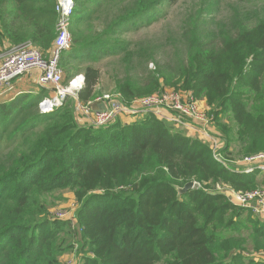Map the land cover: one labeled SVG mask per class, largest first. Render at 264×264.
Segmentation results:
<instances>
[{
	"label": "trees",
	"instance_id": "16d2710c",
	"mask_svg": "<svg viewBox=\"0 0 264 264\" xmlns=\"http://www.w3.org/2000/svg\"><path fill=\"white\" fill-rule=\"evenodd\" d=\"M75 1L73 47L60 65L68 76L84 73L78 97L88 102L101 79L93 63L103 56L118 51L149 61L117 39L126 26L140 20L150 26L162 8L182 0ZM235 1L241 9L236 5L229 22L218 23L217 34L205 32L212 1H203L181 26L179 66H158L145 85L128 78L118 92L125 103L167 88L205 99L225 154L234 145L241 158L264 152V0ZM255 4L261 13L245 11ZM56 5L0 0V46L31 45L47 55L57 37ZM96 22L106 29L96 33ZM44 97L41 89L0 99V264H60L71 237L85 264H264L260 219L222 193L199 189L179 199L175 189L212 181L249 191L264 187L263 175L224 168L207 145L151 115L93 129L76 123L72 100L41 114ZM227 114L235 133L221 123ZM65 190L78 210L67 222L52 221L44 198Z\"/></svg>",
	"mask_w": 264,
	"mask_h": 264
},
{
	"label": "built area",
	"instance_id": "2783aa9c",
	"mask_svg": "<svg viewBox=\"0 0 264 264\" xmlns=\"http://www.w3.org/2000/svg\"><path fill=\"white\" fill-rule=\"evenodd\" d=\"M75 11V0H57V37L47 55L31 45H23L0 56V96L11 93L18 82L36 74L37 87L50 92L39 103L41 114H49L72 100L75 117L83 122L84 127L93 129L108 127L124 117L140 120L151 115L185 131L187 137L207 145L213 159L224 168L243 175L264 176V152L233 161L226 158L225 142L212 129L214 117L209 116L210 109L203 110L191 92L164 90L131 103H125L122 98L111 95L88 102L80 101L78 94L84 88L85 77L77 75L64 87V73L60 65L63 55L73 47L72 21ZM197 185L201 187L195 183ZM201 188L197 187L198 190ZM229 189L225 194L233 205L251 210L253 216L264 215V187L249 191Z\"/></svg>",
	"mask_w": 264,
	"mask_h": 264
},
{
	"label": "rangeland",
	"instance_id": "374dc122",
	"mask_svg": "<svg viewBox=\"0 0 264 264\" xmlns=\"http://www.w3.org/2000/svg\"><path fill=\"white\" fill-rule=\"evenodd\" d=\"M203 1L205 0H182L175 6H168L162 8L163 11L160 14L159 18L153 23H151L150 26H146L144 22L142 23L141 20L137 23L135 22L133 26H126L127 30L123 34L119 35L117 39H121L124 42L130 43L128 49L130 52L138 53L140 50L146 52L149 61L146 62V59H144L143 61L137 57L133 58V60L130 61L123 52L115 54L118 51L103 56L97 63H93V65L101 71L100 84L95 90L96 94L94 98L96 99L99 97H103L104 95L117 96L121 98V94L118 92L119 82H125V80L130 78L132 81L140 85H145L150 73L155 72L158 66L161 67V71H164L165 66L172 67V71L177 66H179L178 62L179 59L180 61H182V54L184 50V41L182 39L184 29L182 30L181 26L188 15H191V13L197 11L199 7L201 8L203 6ZM211 1L212 10L208 11L206 13L207 15H205L207 17V21L204 26V29L207 33L217 34V31L223 27H220L218 23L227 24L232 17L233 8H235L236 5L237 7L239 6L235 0ZM239 8L241 9V7ZM248 8L249 10H243L261 13V9L263 7H260L259 4H255L251 5L250 7H247V9ZM95 25L97 26V29L95 31L96 33L106 29L102 23L96 22ZM6 53L7 52L4 53L3 50H0V55L3 54L1 56L6 55ZM126 59L128 60L129 64L126 62ZM74 64L75 62H71V65L74 66ZM73 73L74 71H69L68 76L67 71L64 70V87H67L70 80L77 76H73ZM82 74L84 73L82 72ZM172 89L173 88H167L165 90ZM29 90L31 95H35L39 93L40 89L36 86H33L32 88H29ZM162 91H164V89L159 90L156 93L159 94ZM48 93L50 92L46 91L47 96ZM6 95H8V93ZM198 101L200 102V105L203 110L210 107L206 103L205 99L199 98ZM72 105L74 110L73 102ZM211 115L212 113L210 110L209 116ZM75 118L76 117H74V119ZM122 119L123 122L127 124L130 122H134L132 118L124 117ZM220 119L222 124L229 125L231 131H234L233 133L237 131V128L235 127V124L230 115H222L220 116ZM217 125L218 121H215V118H213L212 129L224 141L223 134L218 130ZM174 129L176 130V128ZM235 151H237V148L233 145L231 150L225 154L226 158L230 161L236 160L238 157H235L233 155ZM191 182L198 183L202 187L201 188L197 185L194 187V190H198V187L201 189H205L208 193H222L225 196V193L230 191L229 188H232L229 184H224L222 182ZM176 187L182 189L185 186ZM182 196H180V198ZM44 203L45 207L47 208V216L51 218L52 221L60 222H67L69 221V219H73L75 212L78 210L79 207L78 203L75 200L74 194L67 190L54 192L46 196L44 198ZM253 217L259 218L257 216ZM68 237L69 236H66L64 237V239H67ZM65 245L71 246L72 248L68 251L66 250L65 255H63L59 259L60 264H85V261L83 260L82 256L78 254L79 247L77 243H75V238H68L65 241ZM261 255L264 256V254Z\"/></svg>",
	"mask_w": 264,
	"mask_h": 264
},
{
	"label": "crops",
	"instance_id": "0c3cea01",
	"mask_svg": "<svg viewBox=\"0 0 264 264\" xmlns=\"http://www.w3.org/2000/svg\"><path fill=\"white\" fill-rule=\"evenodd\" d=\"M8 49H9V45L8 44H6V43H4L2 46H0V50H3L4 51V53L5 52H8ZM1 55H3V54H1ZM0 55V56H1ZM77 75H83L82 73H80V74H77ZM36 74H34V75H32L31 77H27V78H25V79H22V81L21 82H18L17 84H16V86H15V88H14V90L10 93V94H8V95H2V96H0V99H2V98H5V97H7V98H10V97H13V96H15V95H17V94H19V93H30V90H29V88H32L33 86H36L37 87V85H36V83H35V80H36ZM84 76V75H83ZM29 91V92H28ZM96 94V93H95ZM50 95V93H48V96ZM95 96V95H94ZM94 96H93V98L92 99H94ZM91 99V100H92ZM134 120V122L136 121L135 119H133ZM75 121H76V123L79 125V126H82L83 127V122L80 120V119H78L77 117L75 118ZM121 121H123V119L121 118ZM131 123V122H130ZM130 123H128V124H130ZM133 123V122H132ZM183 131V130H182ZM185 134H186V132L185 131H183ZM196 136H200V135H198V134H195ZM246 211H249L250 213H251V215H252V212H251V210H249V209H245ZM258 219H260L263 223H264V215L263 216H261V217H259Z\"/></svg>",
	"mask_w": 264,
	"mask_h": 264
},
{
	"label": "water",
	"instance_id": "95a60500",
	"mask_svg": "<svg viewBox=\"0 0 264 264\" xmlns=\"http://www.w3.org/2000/svg\"><path fill=\"white\" fill-rule=\"evenodd\" d=\"M194 187H195V183L193 182H189L185 185L184 188L180 189L178 187H175V189L177 190L178 192V198H180V196L186 194L188 191H192L194 190Z\"/></svg>",
	"mask_w": 264,
	"mask_h": 264
}]
</instances>
